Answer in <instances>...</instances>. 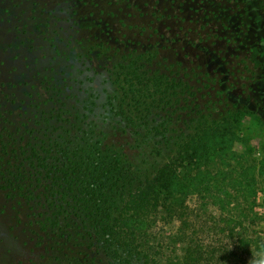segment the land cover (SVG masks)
I'll return each mask as SVG.
<instances>
[{
    "label": "rangeland",
    "instance_id": "rangeland-1",
    "mask_svg": "<svg viewBox=\"0 0 264 264\" xmlns=\"http://www.w3.org/2000/svg\"><path fill=\"white\" fill-rule=\"evenodd\" d=\"M226 117L209 161L257 165L244 181L264 241V0H0V264H109L80 212L89 165L117 159L142 182ZM215 195L194 188L217 217Z\"/></svg>",
    "mask_w": 264,
    "mask_h": 264
},
{
    "label": "trees",
    "instance_id": "trees-1",
    "mask_svg": "<svg viewBox=\"0 0 264 264\" xmlns=\"http://www.w3.org/2000/svg\"><path fill=\"white\" fill-rule=\"evenodd\" d=\"M143 61L137 59L132 65L142 69L139 62ZM163 78L166 75L158 79ZM171 79L166 90L179 86L175 78ZM139 82L144 84L140 79ZM223 127L230 128L227 117L202 121L192 133L196 138L194 147L181 145L152 177L139 183L134 167L120 160L101 157L89 165L94 166L90 167L93 168L89 173L91 184L83 194L84 206L80 212L91 225L90 231L95 234L92 240L109 264H258L262 261L259 254H264V241L250 233V224L261 219L254 209L256 188L244 181L253 179L257 165L243 160L232 168L217 162L215 154V159L209 161L210 143L225 135L221 132ZM202 157L208 163L203 169L198 165ZM263 163L260 162L261 168ZM160 187L164 188L162 198L156 195ZM194 188L205 194L216 193L220 211L217 217L209 212L206 202L195 200ZM235 188L243 192L239 197L233 192ZM197 225L203 227V235L206 230L211 235L199 239ZM156 228L164 232L168 246L177 243V258L160 254L153 236ZM209 237L211 240L207 241Z\"/></svg>",
    "mask_w": 264,
    "mask_h": 264
}]
</instances>
